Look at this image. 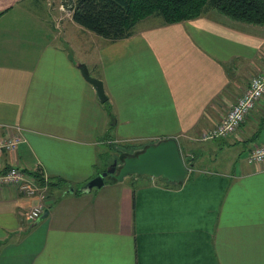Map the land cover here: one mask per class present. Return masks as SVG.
I'll return each instance as SVG.
<instances>
[{"label": "crops", "instance_id": "1", "mask_svg": "<svg viewBox=\"0 0 264 264\" xmlns=\"http://www.w3.org/2000/svg\"><path fill=\"white\" fill-rule=\"evenodd\" d=\"M58 27L47 3L0 0V138H21L0 171L49 186L32 223L33 199L0 190V264H264V164L246 162L264 147V96L233 135L199 140L264 69V26L209 10L171 25L150 17L114 42L78 26L91 37L78 48ZM168 139L182 183L130 174L87 191L116 155Z\"/></svg>", "mask_w": 264, "mask_h": 264}, {"label": "trees", "instance_id": "2", "mask_svg": "<svg viewBox=\"0 0 264 264\" xmlns=\"http://www.w3.org/2000/svg\"><path fill=\"white\" fill-rule=\"evenodd\" d=\"M65 7L74 24L112 42L131 37L135 26L149 17L171 25L199 18L209 10L239 23L264 26V0H75ZM30 175L43 183L37 173Z\"/></svg>", "mask_w": 264, "mask_h": 264}, {"label": "built area", "instance_id": "3", "mask_svg": "<svg viewBox=\"0 0 264 264\" xmlns=\"http://www.w3.org/2000/svg\"><path fill=\"white\" fill-rule=\"evenodd\" d=\"M264 96V69L253 76L243 94L236 103L227 111L223 119L213 129L204 131L200 134V141L227 139L233 135L243 124L245 119L255 108ZM18 136L7 135L0 138V155L3 152H12L20 143ZM248 164H264V147H253L246 156ZM10 188L17 194L33 199L34 204L25 214L26 220L30 223L38 220L46 209V194L49 190L47 181L39 184L37 179L27 172L10 167L0 171V190Z\"/></svg>", "mask_w": 264, "mask_h": 264}, {"label": "water", "instance_id": "4", "mask_svg": "<svg viewBox=\"0 0 264 264\" xmlns=\"http://www.w3.org/2000/svg\"><path fill=\"white\" fill-rule=\"evenodd\" d=\"M77 67L84 80L94 88L98 100L104 103L106 97L102 82L92 78L84 65ZM130 174H145L155 178L162 176L170 182L182 183L186 177V169L180 158L175 140H163L156 145L148 146L139 154L126 157L121 166H118L117 162L114 161L106 171L87 184V191L101 188L104 185V179L107 177L121 181L123 177ZM47 213L48 211L45 210L40 218H44Z\"/></svg>", "mask_w": 264, "mask_h": 264}, {"label": "rangeland", "instance_id": "5", "mask_svg": "<svg viewBox=\"0 0 264 264\" xmlns=\"http://www.w3.org/2000/svg\"><path fill=\"white\" fill-rule=\"evenodd\" d=\"M38 1L44 7H46V3H47V6L51 9L53 27H54V24L60 26L56 29V32H57V34L59 33L61 38H64L69 44H71L77 48L79 46L80 47L86 46V44L88 42V40H86V34H89V33H83V35H81L80 32H82V31L78 28L77 25L72 23V21L69 17V12L65 7V5H69L71 2H74L75 0H45V1L38 0ZM54 19L58 22H55ZM146 19H148V18H146ZM146 19H144V20H146ZM87 36L90 37V34ZM116 149L122 150L125 148H123L122 146L116 145ZM237 156H238V150H234L231 154V157L233 159H236ZM211 157H213V156H211ZM221 157H222V155H221ZM123 159H125V156L116 155L115 161L123 160ZM118 162H120V161H118ZM110 178H112V177H110ZM112 179H114V178H112Z\"/></svg>", "mask_w": 264, "mask_h": 264}]
</instances>
